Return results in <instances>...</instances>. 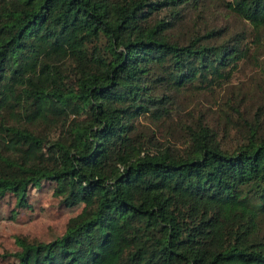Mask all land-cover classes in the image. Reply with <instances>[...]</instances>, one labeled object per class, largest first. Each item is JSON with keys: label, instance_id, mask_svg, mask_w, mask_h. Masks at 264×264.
I'll return each instance as SVG.
<instances>
[{"label": "trees", "instance_id": "16d2710c", "mask_svg": "<svg viewBox=\"0 0 264 264\" xmlns=\"http://www.w3.org/2000/svg\"><path fill=\"white\" fill-rule=\"evenodd\" d=\"M249 65L264 80V0H0V198L29 208L50 184L82 207L2 258L264 264V82L233 83Z\"/></svg>", "mask_w": 264, "mask_h": 264}, {"label": "rangeland", "instance_id": "374dc122", "mask_svg": "<svg viewBox=\"0 0 264 264\" xmlns=\"http://www.w3.org/2000/svg\"><path fill=\"white\" fill-rule=\"evenodd\" d=\"M222 17L220 24L229 23L236 31L245 28V24L229 15ZM263 82L258 71L251 65L243 67L233 81L235 87L250 92L259 91ZM53 193L54 185L50 184L38 190L33 189L29 196L30 207L23 209H15L13 197L0 198V264L12 263L10 259H3L2 256L19 250L16 245L17 237L41 242L54 241L64 234L67 222L82 211V207H60Z\"/></svg>", "mask_w": 264, "mask_h": 264}]
</instances>
